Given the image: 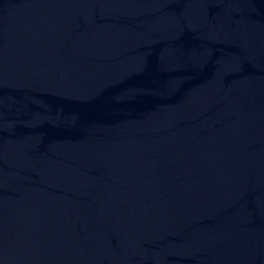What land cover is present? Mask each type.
<instances>
[{
  "label": "water",
  "instance_id": "1",
  "mask_svg": "<svg viewBox=\"0 0 264 264\" xmlns=\"http://www.w3.org/2000/svg\"><path fill=\"white\" fill-rule=\"evenodd\" d=\"M0 264H264V0H0Z\"/></svg>",
  "mask_w": 264,
  "mask_h": 264
}]
</instances>
